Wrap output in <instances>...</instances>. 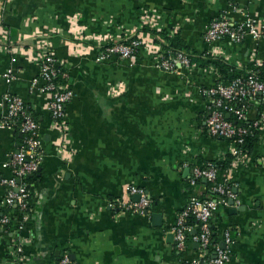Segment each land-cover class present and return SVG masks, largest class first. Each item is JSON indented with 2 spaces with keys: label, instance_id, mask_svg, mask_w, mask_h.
<instances>
[{
  "label": "crops",
  "instance_id": "obj_1",
  "mask_svg": "<svg viewBox=\"0 0 264 264\" xmlns=\"http://www.w3.org/2000/svg\"><path fill=\"white\" fill-rule=\"evenodd\" d=\"M147 15L154 19L151 30L176 35L183 51L203 55L204 62L209 56L239 67L264 61V41L250 35L238 43L204 39L213 19L263 20L264 0H0V74L9 67L15 73L10 83L0 78V100L11 92L31 107L43 155L23 228L17 234L0 229V264L16 259L58 264L64 253L69 264H194L200 259L191 239L182 250L175 247L171 229L189 197L209 196L203 179L190 183L194 167L223 159L230 149L227 140L205 128L210 100L201 90L217 80V73L210 64L159 68L163 46L157 42L131 60L96 61L105 44L133 37ZM42 40L66 67L73 91L64 136L44 107L48 96L30 88L39 69L30 52ZM4 112L0 104V119ZM257 115L255 106L248 109V120ZM17 137L0 128V177L11 176L4 162ZM224 176L239 203L216 209L210 222L213 240L219 245L224 232L231 234L224 264H264V130L247 159L219 170ZM130 185L150 196L149 216L110 206L128 198ZM5 195L0 185V217ZM152 213L160 214L159 222L153 223ZM16 244L22 246L19 256Z\"/></svg>",
  "mask_w": 264,
  "mask_h": 264
},
{
  "label": "built area",
  "instance_id": "obj_2",
  "mask_svg": "<svg viewBox=\"0 0 264 264\" xmlns=\"http://www.w3.org/2000/svg\"><path fill=\"white\" fill-rule=\"evenodd\" d=\"M153 21V17L148 16L141 27L144 25L153 27ZM246 35L264 41V19L257 20L250 16L242 22H232L226 17L213 19L204 32V39L206 42L212 43L222 38H228L232 42L238 43ZM134 36L129 43L118 40L105 44L98 52L96 61L100 62L111 56L131 60L134 58V52H138L142 48L148 49L149 42H153V38L145 31L136 32ZM30 53L39 67L37 76L30 82V88L48 96L44 107L54 121L56 129L64 136L66 104L73 96V91L67 84L68 71L62 61L56 58L47 40L40 41ZM165 54L159 52L156 63L163 70L174 71L181 67L195 66L190 62L189 55L183 50H179L173 55L170 52ZM251 61L253 60L249 62ZM210 69L214 71L212 66ZM58 76L62 78V81L55 80ZM0 78L10 83L15 78L13 68H7L0 74ZM201 93L210 100L209 112L205 119L208 134L227 140L230 146L229 153L234 156L232 164L243 162L249 154H242L238 145L242 143L243 136L248 134V129L229 120L227 115L232 114L237 120H246L248 119V109L255 106L260 111H258L257 117L252 120V125L260 134L264 130V82L259 79L254 70H248L245 75L233 78L226 83L217 78L212 85L202 88ZM0 104L5 107V112L0 119V128L21 135L16 149L8 154L4 162V166L10 169L11 176L9 178L0 177V185L6 189L3 206L16 208V210H10L0 217V229H3L4 224L13 220V233L17 234L23 228V223L27 218L30 191L27 190L26 177L34 175L38 171L43 158L39 148L40 126L33 116L32 109L28 108L19 95L5 92L1 97ZM199 179L210 183V190L217 194V198L212 196L189 197L185 206L178 212L176 223L171 229L175 247L182 250L191 239L198 244L201 256L194 264H224L229 259L227 246L233 240L230 232L226 231L223 236L224 248L218 244H211L210 222L217 208L229 206L230 200L235 204L239 203V200L234 191V185L228 177H219V169L213 162L194 167L190 183L194 184ZM126 192L128 198L111 202L110 206L119 212L149 216L152 200L146 191L143 188L130 185ZM135 195L138 196V199L131 200L130 197ZM189 217L196 220L195 225L186 223V219ZM193 227H197L199 232L191 235ZM211 249L213 258L205 260L203 256ZM13 251L19 256L22 246L16 244ZM69 263V255L64 253L58 264ZM13 264H19V259H16Z\"/></svg>",
  "mask_w": 264,
  "mask_h": 264
},
{
  "label": "trees",
  "instance_id": "obj_3",
  "mask_svg": "<svg viewBox=\"0 0 264 264\" xmlns=\"http://www.w3.org/2000/svg\"><path fill=\"white\" fill-rule=\"evenodd\" d=\"M141 31H145L148 32L150 34H153L155 36L153 43H160L161 46H163L160 49V53H166L170 52L171 55H173V53L177 52V51H181L182 49L180 48V44L178 43L179 39L177 38L176 35L171 36H167L166 34H164L163 32H157L154 30H151L148 26L144 25L142 26L140 29H138L136 32H141ZM135 37V36H134ZM132 40L131 38H128L127 40H125L124 42L129 43ZM167 42V44H166ZM187 53V52H186ZM137 54V51L133 53V55L135 56ZM165 54V55H166ZM189 58H190V62L192 64L198 65V66H206L207 64L212 65V68L214 69V71L218 74V80H221L223 82H229L231 81L233 78L239 77V76H243L245 75V73L248 70H254L256 75L259 77L260 80H262L264 82V61L257 63L256 60H253L249 63H247L244 66H234L232 65L228 60H226L224 57H207L206 62H204V58L203 55L198 54V55H192L189 54ZM208 55V54H207ZM64 70V68H63ZM56 81H62V78H60V76L57 77V79H55ZM28 108L30 109L31 107L28 106ZM260 111V109L258 110ZM33 112V111H32ZM33 116L35 117L34 113ZM36 118V117H35ZM229 120H232L234 123H236L237 125L243 126L245 128L248 129V134L243 136V141L241 144L238 145V147L241 149V153L248 155L251 153L252 147L255 144V142L258 139V131L256 130V128L252 125V120H237L235 118V116H233L232 114L229 115V117H227ZM206 128V127H205ZM18 141L21 140L20 136L17 137ZM233 154L231 153H226L224 155L223 159H213L210 161H206L201 163L198 166H202L205 165L207 162H213L215 164V166L219 169V170H224L227 167H229L231 165V163L233 162ZM36 180V175H28L26 177V181H27V190L30 191V195L32 193V186L31 183ZM206 182V181H205ZM207 184V188H208V194L209 196H212L213 198H217V194H214L211 192L210 190V183L206 182ZM153 203V202H152ZM151 203V206H152ZM10 210H16L15 207H4L2 208V213L3 215L6 214L7 212H9ZM19 217H20V213H19ZM186 223L190 224V225H195L196 224V220L192 217H189L186 219ZM3 228L7 231L13 230L14 229V221L10 220L8 223L3 225ZM193 230L195 231L194 233H192L191 235L197 234L199 232V229L197 227H193ZM192 230V231H193ZM214 234L212 232V228H211V244L215 245L217 244L216 240L214 241ZM213 249V248H212ZM209 250V252H212Z\"/></svg>",
  "mask_w": 264,
  "mask_h": 264
},
{
  "label": "water",
  "instance_id": "obj_4",
  "mask_svg": "<svg viewBox=\"0 0 264 264\" xmlns=\"http://www.w3.org/2000/svg\"><path fill=\"white\" fill-rule=\"evenodd\" d=\"M227 117H229V115H227ZM19 136H21V135L19 134ZM229 205H233V201H232V200L229 201ZM151 217H152V219H153V223L155 224V223L159 222L160 214H158V213H152V214H151ZM196 244H197V243H196ZM197 245H198V244H197ZM219 246H220L221 248H224V247H225L224 242H223V241L220 242Z\"/></svg>",
  "mask_w": 264,
  "mask_h": 264
}]
</instances>
